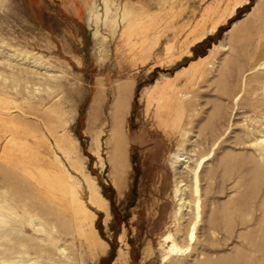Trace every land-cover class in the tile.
Wrapping results in <instances>:
<instances>
[{
  "label": "rangeland",
  "instance_id": "374dc122",
  "mask_svg": "<svg viewBox=\"0 0 264 264\" xmlns=\"http://www.w3.org/2000/svg\"><path fill=\"white\" fill-rule=\"evenodd\" d=\"M13 197L21 264H264V0H0Z\"/></svg>",
  "mask_w": 264,
  "mask_h": 264
},
{
  "label": "bare ground",
  "instance_id": "6f19581e",
  "mask_svg": "<svg viewBox=\"0 0 264 264\" xmlns=\"http://www.w3.org/2000/svg\"><path fill=\"white\" fill-rule=\"evenodd\" d=\"M126 113H127V103L124 100V98L119 99L117 102L115 111H114V115H113L114 130H113V135H112V139L110 143L113 144V147L115 150L112 159L115 162L117 168H119L120 170H122V165L126 161V147H125L124 133H123ZM179 158L181 157L178 155V159L176 160V162L179 160ZM202 165H203V161H200L198 166L195 169V176H196L195 192L197 194L200 193L199 171ZM46 182H47L46 184L48 185L52 183V181L51 180L49 181L48 179L46 180ZM55 182L59 184V187H60L59 189L65 186L64 185L65 183L63 180L57 179L55 180ZM114 182L116 186L118 187V189L122 191L125 186V179L124 178H121V180L116 179L114 180ZM90 186H91V199H90L91 204L93 206L100 208L101 210H107L106 200L101 196L100 192L94 186L92 185ZM51 193H53V191H50L49 195ZM200 201H201L200 199L197 200L198 210H200ZM16 202L17 201L15 197L11 198V200H8V201L0 200V264H21L20 262L17 261V259L19 258V254H20L17 248L20 242L22 245L21 247H24V248L29 247L28 245L29 243L27 242L28 239L22 237L18 233L19 230L17 227V223L19 220V215L17 213L18 211H17L16 204H14ZM77 211H78V208H77ZM84 211L88 213L87 209H84ZM33 223H34V220H31V224ZM37 231L42 232L44 231V229H37ZM194 234L195 232L193 231L191 233V239H194ZM171 238L172 236L170 235L168 239H171ZM21 239H24V240H21ZM88 242H89V245L93 248L97 246L95 239L93 240L89 239ZM178 251L181 252L182 250L177 247L176 243H174L170 249V252L175 253ZM35 264H41V261H38Z\"/></svg>",
  "mask_w": 264,
  "mask_h": 264
}]
</instances>
